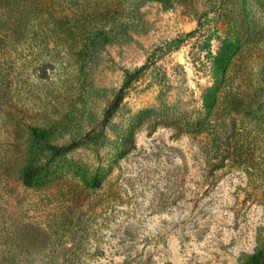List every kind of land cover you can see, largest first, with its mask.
Segmentation results:
<instances>
[{
    "label": "rangeland",
    "instance_id": "1",
    "mask_svg": "<svg viewBox=\"0 0 264 264\" xmlns=\"http://www.w3.org/2000/svg\"><path fill=\"white\" fill-rule=\"evenodd\" d=\"M259 249L264 0H0V264H244Z\"/></svg>",
    "mask_w": 264,
    "mask_h": 264
},
{
    "label": "trees",
    "instance_id": "2",
    "mask_svg": "<svg viewBox=\"0 0 264 264\" xmlns=\"http://www.w3.org/2000/svg\"><path fill=\"white\" fill-rule=\"evenodd\" d=\"M226 49H228V46L226 47ZM229 51L226 52L225 57L222 56V59L225 60L224 58L228 57ZM218 57L220 58V52ZM221 59V60H222ZM145 69V65L138 68L137 70H135L134 72H127L125 73V81L123 83V85L121 86V88L119 89L114 101L112 102V104L110 105V107L107 110V116H111L118 108L119 104L121 103L123 97H124V93L126 88L128 87V85L134 81L139 74ZM212 88L206 90V93L203 95V100H204V105L205 108H207L208 112H210L214 106H216V102H217V96L215 94H213ZM211 92V93H210ZM212 96V97H211ZM194 126L196 131H201L203 129L206 128V126H208L209 124V119L208 117L203 118L202 120H197V122H194ZM31 131L33 132V134L38 135V129L37 128H31ZM80 143L78 144H72L69 145L67 147H62L60 149H58V155L64 154L72 149H74L75 147H77ZM33 176L32 172H28V171H24L23 173V182L26 185H29L31 183V178ZM244 264H264V249H259L256 252L252 253L249 258L245 261Z\"/></svg>",
    "mask_w": 264,
    "mask_h": 264
}]
</instances>
